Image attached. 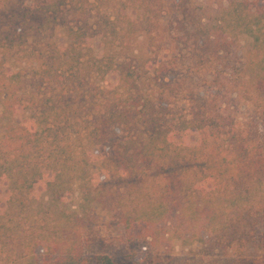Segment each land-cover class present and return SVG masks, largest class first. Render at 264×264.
Listing matches in <instances>:
<instances>
[{"label": "trees", "instance_id": "1", "mask_svg": "<svg viewBox=\"0 0 264 264\" xmlns=\"http://www.w3.org/2000/svg\"><path fill=\"white\" fill-rule=\"evenodd\" d=\"M28 1L0 0V264H114L84 257L79 229L117 184L130 204L118 216L128 238L154 247L213 242L236 255L254 246L264 264V140L254 125L264 119V0H216L214 18L198 22L209 93L200 102L184 98L188 110L170 120L181 92L166 80L172 70L163 49L121 55L139 29L154 47L149 0ZM173 6L176 24L195 29L181 2ZM56 19L65 41L29 47L39 65L11 70L6 54L27 45L34 26ZM240 36L249 48L229 67ZM93 38L100 45L91 46ZM90 100L92 113L78 115ZM237 101L251 110L244 124ZM137 129L144 138L133 136ZM76 135L106 149L97 166ZM74 186L78 210L68 211Z\"/></svg>", "mask_w": 264, "mask_h": 264}, {"label": "rangeland", "instance_id": "2", "mask_svg": "<svg viewBox=\"0 0 264 264\" xmlns=\"http://www.w3.org/2000/svg\"><path fill=\"white\" fill-rule=\"evenodd\" d=\"M40 1L29 0L28 4L36 7ZM236 1L252 3L256 0ZM176 2H181L185 7L184 9L188 14L187 20L195 24V29L186 31L176 24L177 16L173 11V5ZM146 4L147 8H150L153 12V15L149 18L151 19V30L154 36V47L148 45L146 36L139 29L129 45L122 50L121 55L128 59L132 56L146 58L150 53V49H156L155 46H160L163 49V54L167 56V67L172 70L166 80L171 83L174 89L181 92L180 100H177L172 114L168 116V120H170L183 110H188L189 101L186 99L189 96L196 97L199 100L198 102L206 100V96H208L209 91L205 86L206 82L210 80V55L203 51L201 46L202 41L198 36V22L204 23L210 21V18H214L219 8V2L216 0H149ZM226 4V1L222 2L223 6H226ZM143 9L141 7L139 10ZM42 20V18H36L34 22L41 23ZM58 23L59 19L46 21L43 29L39 28L35 31L37 25L34 26L28 37V44H17L6 54L9 68L14 71L20 68L25 70L36 68L40 60L36 58L37 52L32 54L29 47L32 46L33 49L39 50L44 42H55L58 45L64 42L65 37L62 27ZM1 30H6V28L2 27ZM249 44L250 39L248 37L240 36L232 47V56L227 62V66L238 67L239 60L243 59ZM97 45H100L99 39L93 38L91 46L95 47ZM95 53L100 54L98 50H95ZM76 96L77 93H73L74 99ZM90 102L79 106L78 115L85 116L86 112L92 110L94 103L91 102L90 104ZM233 108L237 121L242 124L248 122L247 120L252 116L249 106L242 101L235 102ZM74 121L77 123L78 120L75 119ZM254 125H256L261 138L264 140V119L256 118ZM133 136L138 139L144 138L140 129L133 131ZM74 138L79 143L81 142L82 150L86 152L92 167L97 166L106 149L93 147L84 138L77 135ZM149 189L152 191L154 188L150 186ZM5 190L6 187L0 185V210L5 208ZM124 191L125 188L123 186L119 187L118 184L109 187L105 206L94 207L87 212L86 217L84 216L82 223H80L82 227L79 229L80 248L84 257L105 255L110 257L114 264H260L262 253L254 246L246 248L243 255H236L230 249L218 247L213 242L201 245L197 242L189 243L188 241L175 239L154 247L147 240L128 238L118 217L120 206L123 205L127 208L130 205L129 200L119 198V195ZM79 201L80 190L77 186H74L66 207L67 210L77 211ZM77 215L82 217L80 212ZM73 226L75 225L70 223L66 225L70 232H72Z\"/></svg>", "mask_w": 264, "mask_h": 264}]
</instances>
